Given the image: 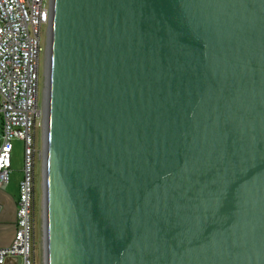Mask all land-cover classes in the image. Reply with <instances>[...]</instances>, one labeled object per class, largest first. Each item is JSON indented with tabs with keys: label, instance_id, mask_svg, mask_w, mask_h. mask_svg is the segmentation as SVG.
<instances>
[{
	"label": "water",
	"instance_id": "1",
	"mask_svg": "<svg viewBox=\"0 0 264 264\" xmlns=\"http://www.w3.org/2000/svg\"><path fill=\"white\" fill-rule=\"evenodd\" d=\"M45 61L44 264H264V0H50Z\"/></svg>",
	"mask_w": 264,
	"mask_h": 264
},
{
	"label": "built area",
	"instance_id": "2",
	"mask_svg": "<svg viewBox=\"0 0 264 264\" xmlns=\"http://www.w3.org/2000/svg\"><path fill=\"white\" fill-rule=\"evenodd\" d=\"M49 24L50 0H0V189L10 182L13 140L24 143L15 234L0 247V264H36V165L44 160L37 129L45 116L40 68Z\"/></svg>",
	"mask_w": 264,
	"mask_h": 264
},
{
	"label": "rangeland",
	"instance_id": "3",
	"mask_svg": "<svg viewBox=\"0 0 264 264\" xmlns=\"http://www.w3.org/2000/svg\"><path fill=\"white\" fill-rule=\"evenodd\" d=\"M45 29L43 30V35ZM45 52L42 55L40 68V101L43 102L45 87ZM37 144L39 150L43 149V127L37 129ZM24 164V143L20 139L13 140L10 179L22 178ZM21 180V179H20ZM20 182V181H19ZM35 261L44 264V232H43V157L38 158L36 165V190H35Z\"/></svg>",
	"mask_w": 264,
	"mask_h": 264
},
{
	"label": "crops",
	"instance_id": "4",
	"mask_svg": "<svg viewBox=\"0 0 264 264\" xmlns=\"http://www.w3.org/2000/svg\"><path fill=\"white\" fill-rule=\"evenodd\" d=\"M20 177L0 189V247L11 243L15 234Z\"/></svg>",
	"mask_w": 264,
	"mask_h": 264
},
{
	"label": "flooded vegetation",
	"instance_id": "5",
	"mask_svg": "<svg viewBox=\"0 0 264 264\" xmlns=\"http://www.w3.org/2000/svg\"><path fill=\"white\" fill-rule=\"evenodd\" d=\"M43 55H44V52H43Z\"/></svg>",
	"mask_w": 264,
	"mask_h": 264
}]
</instances>
